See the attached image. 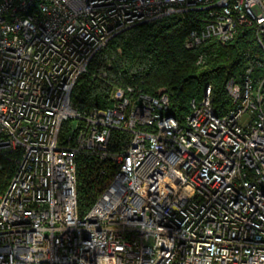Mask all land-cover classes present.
Instances as JSON below:
<instances>
[{"label":"built area","instance_id":"2783aa9c","mask_svg":"<svg viewBox=\"0 0 264 264\" xmlns=\"http://www.w3.org/2000/svg\"><path fill=\"white\" fill-rule=\"evenodd\" d=\"M192 10L207 21L187 49L227 45L253 26L264 51V0L0 1V155L14 167L0 194V264H264L260 61L245 52L244 73L226 81L225 114L209 82L183 122L171 88L150 94L111 63L91 68L122 31ZM86 75L87 86L111 87L110 106L81 107L74 89ZM81 154L111 167L86 211Z\"/></svg>","mask_w":264,"mask_h":264},{"label":"trees","instance_id":"16d2710c","mask_svg":"<svg viewBox=\"0 0 264 264\" xmlns=\"http://www.w3.org/2000/svg\"><path fill=\"white\" fill-rule=\"evenodd\" d=\"M206 21L204 10L173 13L134 25L112 38L108 45L112 50L122 48L126 62L123 75L127 82L150 94H155L162 85H170L173 90L170 112L182 122L190 111V100L201 99L209 82L213 84L216 114L223 115L232 108L233 102L225 85L230 77L239 78L244 73L248 63L245 52L261 63L253 69L255 85L264 77V51L256 40L253 26L240 28L227 45L210 38L198 49H187L184 43L189 32L201 28ZM106 49L96 54L93 63L108 56ZM200 53L206 61L196 65ZM86 80H90L89 75L81 77L74 89L76 96H81V107L110 106L111 87L98 81L86 86ZM116 134L127 136L125 133ZM13 168L7 155H0V194L9 182ZM102 170L111 171V167L94 156L81 154L77 157V198L82 211L91 207L109 179Z\"/></svg>","mask_w":264,"mask_h":264},{"label":"rangeland","instance_id":"374dc122","mask_svg":"<svg viewBox=\"0 0 264 264\" xmlns=\"http://www.w3.org/2000/svg\"><path fill=\"white\" fill-rule=\"evenodd\" d=\"M106 51L109 52L108 56H106L103 61L98 58L97 61L95 63H93V65H92L93 69H94L93 71L104 69L106 66H109V64L111 63L112 64V68L114 69V71L111 72L112 74L115 73V72H118V71L119 72L121 71L123 73V70L125 69V66H126V62H125L124 54L122 52V48L121 47H117L115 50H112V49H110V46H109V48L106 49ZM203 59H204L203 61L198 62V58H197L196 62H195L196 65L204 64L206 60H205L204 57H203ZM98 61H99V64H96V63H98ZM123 77H124V75H123ZM125 82H127V81L125 80ZM127 83H129V82H127ZM84 85H86V86L88 85V80L85 81ZM164 87L171 88L170 85H168V84L167 85H162V86H160L157 89V91L159 89H161V88H164ZM112 92L113 91L111 90V95H112ZM110 98H111V96H110Z\"/></svg>","mask_w":264,"mask_h":264}]
</instances>
